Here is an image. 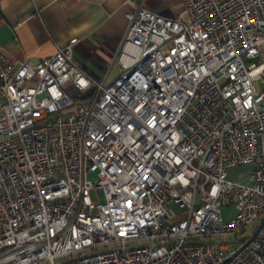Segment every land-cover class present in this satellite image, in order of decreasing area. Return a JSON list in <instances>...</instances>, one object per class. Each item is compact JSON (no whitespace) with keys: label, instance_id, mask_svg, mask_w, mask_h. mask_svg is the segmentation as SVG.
Segmentation results:
<instances>
[{"label":"built area","instance_id":"2783aa9c","mask_svg":"<svg viewBox=\"0 0 264 264\" xmlns=\"http://www.w3.org/2000/svg\"><path fill=\"white\" fill-rule=\"evenodd\" d=\"M126 2L109 83L0 53V264H264V0Z\"/></svg>","mask_w":264,"mask_h":264},{"label":"crops","instance_id":"0c3cea01","mask_svg":"<svg viewBox=\"0 0 264 264\" xmlns=\"http://www.w3.org/2000/svg\"><path fill=\"white\" fill-rule=\"evenodd\" d=\"M136 1L167 17L180 5V0ZM129 7L126 0H0V53L33 64L75 39L74 60L107 83L122 70L114 57L124 38ZM260 56L264 58V50Z\"/></svg>","mask_w":264,"mask_h":264},{"label":"rangeland","instance_id":"374dc122","mask_svg":"<svg viewBox=\"0 0 264 264\" xmlns=\"http://www.w3.org/2000/svg\"><path fill=\"white\" fill-rule=\"evenodd\" d=\"M260 50L263 51L264 50V45L260 47ZM263 63H264V58H261ZM115 77V76H114ZM113 77V78H114ZM113 78L111 79V81L113 80ZM109 79V81H107V83L111 82ZM255 85H257V87L259 88V90H264V81L259 82L258 80L253 81ZM250 168V166L248 164H244L242 166H231L230 169H228L226 171L227 175H226V179L229 181H236L240 184H244L247 183L248 179H247V169ZM234 204H228L227 206H223L221 207L220 211L222 214V217L225 221H228L230 219L233 218L236 210L234 208Z\"/></svg>","mask_w":264,"mask_h":264},{"label":"water","instance_id":"95a60500","mask_svg":"<svg viewBox=\"0 0 264 264\" xmlns=\"http://www.w3.org/2000/svg\"><path fill=\"white\" fill-rule=\"evenodd\" d=\"M264 223V215H262L259 220H258V224L256 225L254 231L250 234L249 238L247 239V241L244 243V245H246L251 239H253L256 235V233L259 231L260 227L262 226V224ZM242 245V246H244ZM241 246V247H242Z\"/></svg>","mask_w":264,"mask_h":264}]
</instances>
